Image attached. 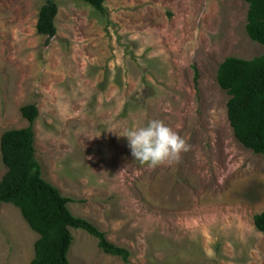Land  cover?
Masks as SVG:
<instances>
[{
  "label": "rangeland",
  "instance_id": "374dc122",
  "mask_svg": "<svg viewBox=\"0 0 264 264\" xmlns=\"http://www.w3.org/2000/svg\"><path fill=\"white\" fill-rule=\"evenodd\" d=\"M47 0H0V135L28 126L42 178L74 201L126 262L70 229V264H264V161L235 139L217 84L227 57L263 52L245 32L244 0H79L57 5L55 35L37 33ZM194 71L197 79L194 80ZM158 119L190 145L178 161L133 160L125 130ZM6 167L0 156V178ZM0 204V264H29L37 239Z\"/></svg>",
  "mask_w": 264,
  "mask_h": 264
},
{
  "label": "trees",
  "instance_id": "16d2710c",
  "mask_svg": "<svg viewBox=\"0 0 264 264\" xmlns=\"http://www.w3.org/2000/svg\"><path fill=\"white\" fill-rule=\"evenodd\" d=\"M99 13L105 12V0H79ZM247 4L245 32L263 52L251 59L227 57L216 71L218 86L226 92V115L235 139L244 148L264 161V0H244ZM57 5L47 0L39 9L36 21L38 34L49 39L55 35ZM194 71V80L197 79ZM28 126L10 129L0 135V156L6 167L0 178V204L17 208L29 228L37 234L33 257L29 264H70L67 254L72 243L70 229H79L96 239L98 248L107 255L126 262L129 252L110 243L105 234L90 221L74 216L63 196L45 181L34 157L32 124L37 117L34 104L20 108ZM253 225L264 232V210L253 216Z\"/></svg>",
  "mask_w": 264,
  "mask_h": 264
},
{
  "label": "clouds",
  "instance_id": "9594fccd",
  "mask_svg": "<svg viewBox=\"0 0 264 264\" xmlns=\"http://www.w3.org/2000/svg\"><path fill=\"white\" fill-rule=\"evenodd\" d=\"M120 136L126 138L133 160L150 167L178 161L190 149L184 137L158 119L129 128Z\"/></svg>",
  "mask_w": 264,
  "mask_h": 264
}]
</instances>
